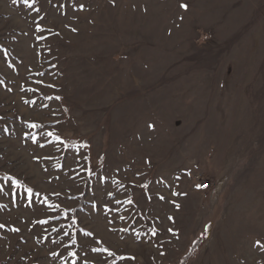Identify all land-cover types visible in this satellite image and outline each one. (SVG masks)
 Returning a JSON list of instances; mask_svg holds the SVG:
<instances>
[{
	"label": "rangeland",
	"instance_id": "1",
	"mask_svg": "<svg viewBox=\"0 0 264 264\" xmlns=\"http://www.w3.org/2000/svg\"><path fill=\"white\" fill-rule=\"evenodd\" d=\"M0 264H264V0H0Z\"/></svg>",
	"mask_w": 264,
	"mask_h": 264
},
{
	"label": "built area",
	"instance_id": "2",
	"mask_svg": "<svg viewBox=\"0 0 264 264\" xmlns=\"http://www.w3.org/2000/svg\"><path fill=\"white\" fill-rule=\"evenodd\" d=\"M208 184H202L201 187L202 188H206Z\"/></svg>",
	"mask_w": 264,
	"mask_h": 264
},
{
	"label": "snow or ice",
	"instance_id": "3",
	"mask_svg": "<svg viewBox=\"0 0 264 264\" xmlns=\"http://www.w3.org/2000/svg\"><path fill=\"white\" fill-rule=\"evenodd\" d=\"M182 7H184V6L182 5Z\"/></svg>",
	"mask_w": 264,
	"mask_h": 264
}]
</instances>
